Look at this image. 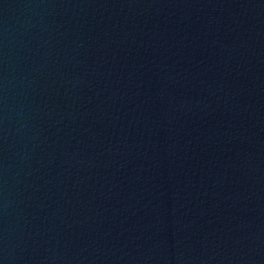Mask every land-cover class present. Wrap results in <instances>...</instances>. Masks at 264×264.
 <instances>
[{"label":"water","instance_id":"obj_1","mask_svg":"<svg viewBox=\"0 0 264 264\" xmlns=\"http://www.w3.org/2000/svg\"><path fill=\"white\" fill-rule=\"evenodd\" d=\"M0 264H264V0H0Z\"/></svg>","mask_w":264,"mask_h":264}]
</instances>
